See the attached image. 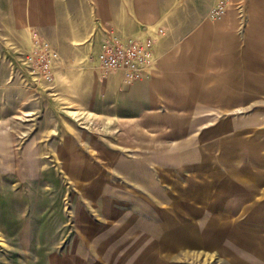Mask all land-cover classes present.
<instances>
[{
  "label": "rangeland",
  "instance_id": "1",
  "mask_svg": "<svg viewBox=\"0 0 264 264\" xmlns=\"http://www.w3.org/2000/svg\"><path fill=\"white\" fill-rule=\"evenodd\" d=\"M126 1L120 0L122 4ZM239 1L228 0L220 19L210 18L207 12L208 20L204 15L213 0L208 7L202 0H174L175 14L191 10L198 16L191 18L189 29L185 22L190 19L175 18L168 44L187 40L204 21L221 23L230 14V7L244 8L243 0ZM36 2L0 0V45L5 55L0 79V264H113L124 251L121 257L133 260L130 264H264V92L246 88L236 103L234 87L228 83L225 91L226 83L216 80V72L200 74L210 81L205 83L209 96L197 98L198 106L188 108V100H184L180 117L151 116V131L157 132L152 139L158 138L152 145H166L168 156L184 151V162L154 166L158 185L154 191L159 196L152 198L154 202L146 196L139 198L138 207L152 206L155 218L150 215V222L148 214L138 217L132 232L135 241L125 237L114 248V256H104L108 250H103L99 232L107 233L108 224L118 222L108 214L104 215L108 224L102 225L94 218L100 210L108 209L104 203L82 201L84 194L97 189V181L84 186L81 174L96 179L98 169L65 170L75 165L65 162L69 155H59L57 145L65 136H78V132L110 136L121 121L106 114V105L93 102L97 65L92 36L78 41L69 51L60 49V66L53 70L51 84L32 80L22 60L26 39L29 46L32 35L37 34L58 50L60 35H54L56 43L47 34L53 31L51 27L37 23L15 27L14 19L21 14L7 9L21 4L30 7ZM100 2L56 0V5L67 11L80 10L95 28V22L101 23ZM242 16L247 21L248 16ZM241 26L238 24L235 31H242L245 25ZM79 27H66L67 35L77 33ZM160 28L152 23L124 34L145 37ZM252 30L262 33L263 39L257 43L262 57L264 30ZM166 34L163 29L157 40ZM199 51L205 52L204 69L216 61V48ZM188 59L186 65H192ZM83 69L90 75H83ZM131 98L122 103L129 100L134 109L138 105ZM173 106L161 103L154 108L177 113V106ZM140 172L143 176V168ZM162 181L164 186L158 184ZM180 203L185 205L188 220L183 228L175 212ZM129 243L132 246L128 247Z\"/></svg>",
  "mask_w": 264,
  "mask_h": 264
},
{
  "label": "crops",
  "instance_id": "2",
  "mask_svg": "<svg viewBox=\"0 0 264 264\" xmlns=\"http://www.w3.org/2000/svg\"><path fill=\"white\" fill-rule=\"evenodd\" d=\"M100 1L97 10H100L99 18L103 26L100 25V22H95L98 29L93 27V23L88 22L89 16H85L78 9L67 11L63 7L58 8L56 0H37L30 7L23 4L21 6L15 5L7 11L14 15L21 14V16L14 19L15 27L26 28L25 25H31L32 23H37L44 28L51 27L53 31L47 34L52 42L54 40L57 43L54 35H60L59 43H55L57 47L59 46V53L60 49L61 52L71 50L78 41L82 42L89 36H92L90 42L95 43L96 47L94 46V48L97 50L100 41L109 32L135 33L143 25L152 23L162 26L164 31L168 33L165 35L166 37L163 36L156 43V60L149 78L128 85L122 83L119 73L113 72L103 77L98 67L94 68L93 86L95 87V93L93 102L95 105H106L108 110L106 114L110 117L114 115L117 120L121 121L116 124V130L111 132L110 136L105 137L92 136L89 133L82 135L81 132H78V136H65L62 142L57 145L59 155L64 157L69 155L67 159L64 158L65 162L75 165L67 166L65 170L98 169L96 179L86 178L84 174H81L84 186L89 185L92 180L97 181V189L93 193L84 194L82 201L104 203L108 209L100 210L97 217L94 218V220L99 219L102 225L108 224L104 215H111L118 222L116 224L109 223L107 233H104L103 230L99 232L101 233L103 250H108L104 256L112 257L114 256V248L119 247L117 243L121 239L130 237L131 240L135 241L136 238L132 235V232L135 229L134 225L138 217L148 214V220L150 215L155 218L153 208L150 210L152 206H149L148 209L143 206L138 207L139 198L145 199L146 196L147 200L154 202L152 198L156 195L159 196L154 191L155 187L158 186H156L157 177L155 179L154 166L158 164L160 166H163V164L169 165L175 162L179 166L181 162H184V151L182 155L179 153L175 156H168L169 152L166 150V145H155V143L152 145V140L155 142L158 138L152 139V136H155L157 132L151 131V116L170 117V115L176 114L180 117L179 111L184 100H188V102H185L188 108L198 106L196 105L197 98L209 96L205 83L209 82L210 79L201 77L200 74L203 73H218L216 80L225 81V91L228 90V83L230 87H234L235 96L237 97L236 103H240L238 96L242 95L244 97L246 88L249 92H264V56L259 57L258 51L260 50L258 49L260 47L257 46V43L263 37H260L262 33L259 31L252 30L253 27L264 30V0H241L244 8L235 10V8L230 7V14L228 13L221 23L214 22L212 24L204 21L196 33L178 45L168 44V41H170L168 36L175 29L172 23L173 20L175 18L182 19L183 17L186 20L190 19V22H185L189 29L193 25L191 24V18H196L198 13L192 14L195 12L188 10L175 14L173 10L174 0H127L124 4L120 0ZM202 1L208 7L212 0ZM53 4L54 6H52ZM207 12L208 10L204 15L206 18ZM243 14L248 16L247 21H244ZM238 24L240 26L245 25V28L239 32L235 31ZM76 26H80L77 33H71V36H68L66 27L73 29ZM92 33L94 34L92 35ZM68 37L69 41H67ZM163 38L165 39L163 40ZM27 41L28 39L24 43L26 45L25 51L31 45L28 46ZM1 48L0 45V79L3 77L2 63L5 58ZM213 48L217 50L216 61H213L212 64L207 66V69H204L202 60L205 59L203 58L205 52L200 53L199 50ZM178 51L181 52L180 55L177 54ZM188 51L189 54L186 53ZM65 53L63 52V54ZM187 59L192 62V65H186ZM59 61L60 57L56 69L60 66ZM192 69L194 71H189ZM83 70H85L82 72L83 75H90V72L87 73L86 69ZM41 83L47 84L45 82ZM98 94L103 98L100 99ZM126 97H132L130 101L136 102L138 106L134 108L135 110L132 109L133 106L128 104L129 100L122 103V100ZM161 103L168 108L173 105L177 106V113L175 111L166 112V109L162 108H154L155 104L159 105ZM157 127L159 128V126ZM176 151L178 150L176 149ZM75 155H77V158L74 157ZM171 158L175 159L170 160ZM141 168L144 170L143 176V172H140ZM158 184L164 186L165 183L162 181ZM202 194L208 193L202 192ZM178 205L179 210H175V212L181 221L180 226L183 228V222H188L186 209L184 204L180 203ZM142 209L146 212L144 213L143 210L141 213L140 210ZM149 221L151 222V219ZM120 226L123 227L120 228ZM130 246H132V243L128 244V247ZM125 254L124 251L123 254L114 258L112 263L130 264L133 260L121 257Z\"/></svg>",
  "mask_w": 264,
  "mask_h": 264
},
{
  "label": "built area",
  "instance_id": "3",
  "mask_svg": "<svg viewBox=\"0 0 264 264\" xmlns=\"http://www.w3.org/2000/svg\"><path fill=\"white\" fill-rule=\"evenodd\" d=\"M227 1L215 0L208 11L209 17L220 19L227 11ZM162 32L163 29L160 28L145 37L109 32L100 41L94 53L101 75L106 77L111 72H117L121 75L124 84L149 78L156 59L157 37ZM22 60L32 80L36 83L43 81L48 84L54 79L53 70L59 60V52L50 41L33 34L31 45Z\"/></svg>",
  "mask_w": 264,
  "mask_h": 264
}]
</instances>
